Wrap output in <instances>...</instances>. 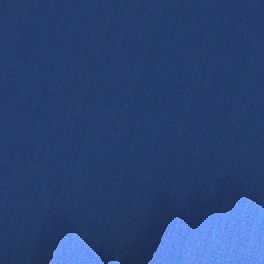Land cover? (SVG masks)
<instances>
[{
    "label": "water",
    "instance_id": "95a60500",
    "mask_svg": "<svg viewBox=\"0 0 264 264\" xmlns=\"http://www.w3.org/2000/svg\"><path fill=\"white\" fill-rule=\"evenodd\" d=\"M0 264H264V0H0Z\"/></svg>",
    "mask_w": 264,
    "mask_h": 264
}]
</instances>
